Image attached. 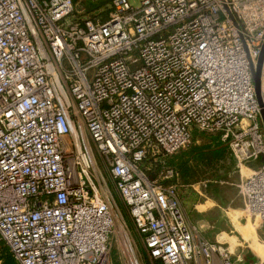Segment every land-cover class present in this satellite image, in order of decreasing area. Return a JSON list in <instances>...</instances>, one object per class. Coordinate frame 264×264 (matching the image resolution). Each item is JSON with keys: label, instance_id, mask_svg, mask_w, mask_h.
Instances as JSON below:
<instances>
[{"label": "built area", "instance_id": "1", "mask_svg": "<svg viewBox=\"0 0 264 264\" xmlns=\"http://www.w3.org/2000/svg\"><path fill=\"white\" fill-rule=\"evenodd\" d=\"M76 5L0 0L1 239L18 264H111L112 214L84 128L151 259L236 264L187 222L178 173L153 178L145 164L188 147L192 130L219 133L239 170L260 162L238 188L264 233L251 73L264 0H112L106 20L71 22ZM261 81L263 95L264 63Z\"/></svg>", "mask_w": 264, "mask_h": 264}, {"label": "rangeland", "instance_id": "2", "mask_svg": "<svg viewBox=\"0 0 264 264\" xmlns=\"http://www.w3.org/2000/svg\"><path fill=\"white\" fill-rule=\"evenodd\" d=\"M75 1L77 2V5L75 7L74 13L70 16L69 20H71V22H81L86 19H96L98 21H104L107 19L108 14L110 13L111 0ZM140 1L141 0H128L130 6L132 7L139 6ZM100 2H104L105 5L102 6L99 11L96 10L92 12V6ZM262 97L264 100V88ZM83 131V135L86 141H88V144L90 145L96 156L98 164V168H96V176L98 177L101 186V188L99 189L100 196L101 198L105 199L112 214L113 226L111 230L112 233L109 238L111 249V264H123L127 260H132L135 264H155L156 261L149 257L147 251L144 248L142 240L138 236L131 222V218L123 204V201L114 189L113 182L109 177L107 167L103 165V161L100 155L96 152L97 150L95 149L84 128ZM191 132L193 134L192 141L190 145L184 149V152L191 146L202 145V143H206L212 137L209 133L198 132L196 130H192ZM169 157L172 156L164 157L160 160V162H163L164 160L166 162ZM160 162L154 163L153 161H151V159L146 162L145 167L149 168V175H153L151 172V166L153 165L158 166V171L160 170L162 164H160ZM251 165L252 167L253 165L254 167H258L260 165V162L256 161ZM201 167L202 165L200 166V168ZM202 170L205 169L201 168V171ZM198 171V169L194 170V175L196 177L198 176ZM209 172H211V175L214 176V179L217 178V171L215 173H213L212 171ZM249 174L250 171L245 169V167H242L241 171L239 169H236L234 172H231L229 176L223 177V174L219 175L217 180L228 182V184L223 185L225 191L224 195L221 197V199H224L225 201L228 200L227 208L223 209L224 211L220 210L219 213L213 212L210 217H203L201 220L197 219L196 216H193V219H190V221L194 220L191 221L194 224L206 225L200 228V231H202L200 233V236L208 239L209 241L223 244L230 253L232 260L236 264H242V262L247 259L248 255L254 257L249 264H264L263 228L259 219L253 215L250 216L246 211L245 203L239 193V183L236 185L235 182L236 179H241V175L242 177H247ZM153 177H155V175H153ZM190 184L193 183L190 182ZM186 194L194 196L191 198L192 200L198 198L199 203L203 200H206V197H203L204 194L201 190V187L197 183L196 185L194 184L192 187L188 188V193ZM186 202L187 203L182 206V208L184 207L185 209L190 210L191 202H189V200ZM210 206L211 204H208V206L206 207ZM197 209L203 210L205 209V207H198ZM193 212L194 211L191 210L190 213L192 214ZM207 221L210 222L209 224H211V226L214 225L213 227L215 228L206 229L208 225L206 223ZM252 241H254V243L256 244L254 248L251 246ZM3 248L9 251L8 247L0 237V264H3V255H5Z\"/></svg>", "mask_w": 264, "mask_h": 264}, {"label": "trees", "instance_id": "3", "mask_svg": "<svg viewBox=\"0 0 264 264\" xmlns=\"http://www.w3.org/2000/svg\"><path fill=\"white\" fill-rule=\"evenodd\" d=\"M104 5V2H100L98 4L93 5L91 10L92 12L96 10L99 11ZM94 21H96V19ZM209 134L212 137L206 143H202V145L191 146L185 152L184 149L180 150L179 152L174 154V156L171 155L172 157H169L166 162L165 160L161 162L162 164L160 163L161 167L159 171L158 166H151V172L153 175H155V177H153V175L152 177L157 178L159 175L163 174L164 171L173 170L174 172L178 173V179L176 181L177 187L179 186V184L191 185L190 182H192L193 184L199 182H207L208 185L206 192L208 194L211 195L212 192L217 191V186L215 185V182H217V178L220 175V171L224 168V165H222L220 161L223 160L222 158L224 157V155L226 156L227 151L225 147L227 146H222L224 143L222 144V142L220 141L219 133ZM192 135L193 134L191 132V141ZM201 165V168H204L205 170L201 171ZM195 169L199 170L197 177L194 175ZM209 171H212L213 173L217 171V178L214 179V176L211 175V172ZM3 250L5 253V255H3V264H18L10 253V251L5 250V248H3ZM155 261V264H162L159 260Z\"/></svg>", "mask_w": 264, "mask_h": 264}, {"label": "crops", "instance_id": "4", "mask_svg": "<svg viewBox=\"0 0 264 264\" xmlns=\"http://www.w3.org/2000/svg\"><path fill=\"white\" fill-rule=\"evenodd\" d=\"M222 146H225V144H223ZM225 148H226V151H227L226 156L224 155V157L222 158L223 160L220 161V163L222 165H224L223 166L224 168L222 167L223 170H221V172H220V175L223 174V177L229 176L231 174V172H234L236 169H238L237 165H236V162H235V160L233 159V157L231 155L230 150L227 147H225ZM251 164H254V162L248 163L247 166L245 167V169H247L250 172L255 171V170L258 169V167H254V165L252 167ZM240 171H241V169H240ZM243 178L244 177H242V175H241V179H243ZM241 179L240 180L239 179L235 180L236 185L241 181ZM197 184L201 187V190H202V192L204 194L203 197L204 198L206 197V200H203L202 202L199 203L198 198L192 200L191 198L194 197V196H191L190 194H188V195L186 194V193H188V188L192 187L194 184H191V185L179 184V186H178V196H179V200L181 202V206H184L187 203L186 201H188V200H189V202H191L190 203V210L185 209L184 207L182 208V210H183L184 214L187 215L186 219H188L187 222L189 223V225L195 227L198 230L199 234H200L202 232V231H200V228L203 227V226H206V225H204V224H200V225L199 224H194V223L191 222V221H194V220L190 221V219H193V216H196L197 219L201 220L203 217H210L213 212L214 213H219L220 210L222 211L223 209L227 208L228 200L225 201L224 199H221V197L224 195V191H225V188L223 187V185L224 184H228V182H224L223 180L222 181L221 180H217V182H215V185L217 186V191L212 192L211 195L206 192L207 185H208L207 182H199ZM195 185H196V183H195ZM208 204H211V206L210 207H206V206H208ZM198 207H205V209L199 210V209H197ZM191 210L194 211L192 214L190 213ZM206 223L208 224L206 229H211V228L214 229L215 228V227H213L214 225L211 226V224H209L210 223L209 221H207ZM210 242H213V241H210ZM213 243H215V242H213ZM251 246L253 248L256 246L254 241H252ZM252 258H254V257H252L251 255H248L247 259L245 261H243L242 264H249L250 261L252 260Z\"/></svg>", "mask_w": 264, "mask_h": 264}, {"label": "water", "instance_id": "5", "mask_svg": "<svg viewBox=\"0 0 264 264\" xmlns=\"http://www.w3.org/2000/svg\"><path fill=\"white\" fill-rule=\"evenodd\" d=\"M264 63V43L261 47L260 55L258 57L255 67H251L252 80L257 102L260 106V118L264 128V103L262 97V68Z\"/></svg>", "mask_w": 264, "mask_h": 264}]
</instances>
